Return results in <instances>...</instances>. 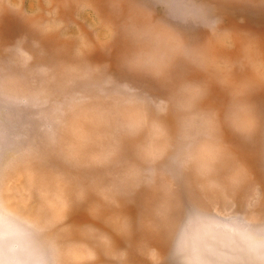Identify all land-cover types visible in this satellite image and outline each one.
<instances>
[{
    "label": "rangeland",
    "instance_id": "374dc122",
    "mask_svg": "<svg viewBox=\"0 0 264 264\" xmlns=\"http://www.w3.org/2000/svg\"><path fill=\"white\" fill-rule=\"evenodd\" d=\"M0 264H264V0H0Z\"/></svg>",
    "mask_w": 264,
    "mask_h": 264
}]
</instances>
